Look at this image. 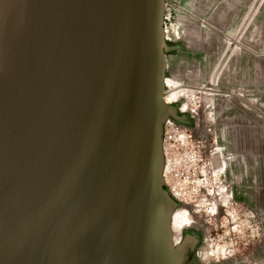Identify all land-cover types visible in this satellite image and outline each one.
Returning <instances> with one entry per match:
<instances>
[{
  "label": "water",
  "instance_id": "water-1",
  "mask_svg": "<svg viewBox=\"0 0 264 264\" xmlns=\"http://www.w3.org/2000/svg\"><path fill=\"white\" fill-rule=\"evenodd\" d=\"M164 12L165 0H0V264H182Z\"/></svg>",
  "mask_w": 264,
  "mask_h": 264
},
{
  "label": "crops",
  "instance_id": "crops-1",
  "mask_svg": "<svg viewBox=\"0 0 264 264\" xmlns=\"http://www.w3.org/2000/svg\"><path fill=\"white\" fill-rule=\"evenodd\" d=\"M168 2L166 83L186 91L180 99H204L198 113L212 116L222 164L214 173L264 233V0Z\"/></svg>",
  "mask_w": 264,
  "mask_h": 264
},
{
  "label": "rangeland",
  "instance_id": "rangeland-1",
  "mask_svg": "<svg viewBox=\"0 0 264 264\" xmlns=\"http://www.w3.org/2000/svg\"><path fill=\"white\" fill-rule=\"evenodd\" d=\"M165 3L169 4L168 0ZM228 41L226 38V44ZM168 86L166 84L165 96L171 92ZM177 99H169L168 103L175 104L181 112L187 114L191 125H183V131L166 142L165 177L169 182L172 170L186 169L187 160L194 157L205 170V183L178 201L174 213L183 215L185 227L195 226L203 230L202 249L207 262L247 264L256 246L264 243L263 230L256 225L254 216L243 205L233 202L227 183L214 173L213 166L205 164L211 154L217 153L218 147L213 138L212 116L198 113L197 108L204 104V99ZM186 103L188 107L182 109Z\"/></svg>",
  "mask_w": 264,
  "mask_h": 264
},
{
  "label": "built area",
  "instance_id": "built-area-1",
  "mask_svg": "<svg viewBox=\"0 0 264 264\" xmlns=\"http://www.w3.org/2000/svg\"><path fill=\"white\" fill-rule=\"evenodd\" d=\"M165 9H169V4L165 3ZM166 12V11H165ZM166 19V13H165ZM183 131V125L177 123L175 120L170 118L164 124V133H163V146H164V155H165V144L167 141L175 138L178 133ZM215 154V153H214ZM211 154L208 158V161L205 162L206 165L213 166ZM188 167L186 169L172 170L171 177L169 182L165 177V172L167 169V162L165 159V168H164V178L166 187L169 192L177 201H182L183 198L188 195L189 192L200 189L205 183V170L202 168V164L197 162V159L191 157L187 160ZM214 168V166H213ZM215 169V168H214Z\"/></svg>",
  "mask_w": 264,
  "mask_h": 264
},
{
  "label": "flooded vegetation",
  "instance_id": "flooded-vegetation-1",
  "mask_svg": "<svg viewBox=\"0 0 264 264\" xmlns=\"http://www.w3.org/2000/svg\"><path fill=\"white\" fill-rule=\"evenodd\" d=\"M171 118H178L180 121L179 124L182 125H191V120L188 115L181 112L180 108L177 107L173 111ZM176 121V120H175ZM177 122V121H176ZM178 123V122H177ZM203 230L200 227L187 226L184 227L179 235L177 242H174L175 245L181 252L182 264H237V263H216L211 261H206L205 252L203 251L204 243V234ZM174 237V234H173ZM264 257V243L257 245L255 250L252 251L251 257L248 258L247 264H262Z\"/></svg>",
  "mask_w": 264,
  "mask_h": 264
},
{
  "label": "bare ground",
  "instance_id": "bare-ground-1",
  "mask_svg": "<svg viewBox=\"0 0 264 264\" xmlns=\"http://www.w3.org/2000/svg\"><path fill=\"white\" fill-rule=\"evenodd\" d=\"M167 82V81H166ZM167 84V83H166ZM168 84H169V82H168ZM170 84H172V82L170 81ZM169 84V88H171V92L169 93V94H167L166 96H165V99H166V101L167 102H169L170 100L169 99H177L178 97H180L182 94V96H184V93L186 92V91H184V89L182 90H178V91H176L175 89H173V87H171V85ZM175 85V84H174ZM186 95V94H185ZM181 96V97H182ZM178 99H180V98H178ZM171 100V101H172ZM182 214H180V213H174V216H173V220H172V230H173V234H174V242H176V241H178V239H179V235H180V232H181V230L185 227V225H186V222L184 221V219L182 218ZM206 255V254H205ZM204 255V256H205ZM209 255V254H208Z\"/></svg>",
  "mask_w": 264,
  "mask_h": 264
},
{
  "label": "trees",
  "instance_id": "trees-1",
  "mask_svg": "<svg viewBox=\"0 0 264 264\" xmlns=\"http://www.w3.org/2000/svg\"><path fill=\"white\" fill-rule=\"evenodd\" d=\"M178 123H180V121L178 120V118H174Z\"/></svg>",
  "mask_w": 264,
  "mask_h": 264
}]
</instances>
